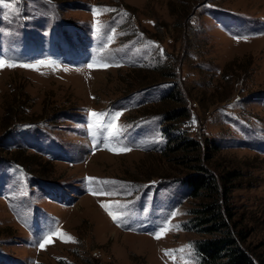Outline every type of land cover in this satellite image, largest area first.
Masks as SVG:
<instances>
[{"label": "rangeland", "instance_id": "rangeland-1", "mask_svg": "<svg viewBox=\"0 0 264 264\" xmlns=\"http://www.w3.org/2000/svg\"><path fill=\"white\" fill-rule=\"evenodd\" d=\"M0 60L17 65L0 67V264H205L192 162L164 148L182 103L200 164L240 173L232 207L264 261V0H4Z\"/></svg>", "mask_w": 264, "mask_h": 264}, {"label": "trees", "instance_id": "trees-1", "mask_svg": "<svg viewBox=\"0 0 264 264\" xmlns=\"http://www.w3.org/2000/svg\"><path fill=\"white\" fill-rule=\"evenodd\" d=\"M180 93L168 92L163 99L179 101ZM182 103V102H181ZM183 104V103H182ZM172 107L164 110L161 124L163 132L173 130L180 132L176 136H168L164 148L165 153L172 151L179 157L170 161L178 162L189 168L185 177L181 179L187 188V195L198 200V207L192 208L193 223L195 227L208 237L199 240L198 254L205 264H264L260 255L246 245L245 233L239 226L236 212L232 207V191L236 187L232 180L239 177L237 171H228L224 175L212 173L200 164L201 149L198 139L192 138L180 129V119L187 115V110L182 107ZM208 149V145H203ZM196 153V157L191 154ZM202 234V235H203Z\"/></svg>", "mask_w": 264, "mask_h": 264}, {"label": "snow or ice", "instance_id": "snow-or-ice-1", "mask_svg": "<svg viewBox=\"0 0 264 264\" xmlns=\"http://www.w3.org/2000/svg\"><path fill=\"white\" fill-rule=\"evenodd\" d=\"M4 3V0H0V5H3ZM99 14V10H94V15H98ZM97 31H99V28L97 29ZM45 62L41 61L39 62L38 64H23V65H19L21 67H27V68H33V69H37L39 68V66H42L44 65ZM17 67L16 64L14 63H6L5 61H2L0 60V67ZM47 66H53L52 65V62H48V65ZM94 65L93 64H89L88 67L91 68L93 67ZM92 117L94 118V120L96 121V123L94 124L95 127H100L101 129H106L107 130V133H108V138L111 139V138H114V137H118L121 132L123 131L122 128H120L118 125H115L113 123V121L115 119H118L120 113H116L115 116H113V120L112 121H107V122H104L103 121V118L104 116L106 115L105 113H91ZM110 150H113V151H117V152H125V151H130V149L128 148H120V149H110ZM90 180L93 179V178H89ZM100 183H109L108 181H101ZM100 194H106V195H111V193H100ZM102 207H104L109 215L112 217V219L114 221H118L120 220V216L112 211V206L109 205V204H103ZM116 207H119V205H116ZM168 230H170V227L168 225H165L161 228V230L156 234L155 238L159 239L162 237L163 234H165ZM62 238H64V234H60ZM71 238L68 237L66 238V242L67 240H70ZM50 241H45V243H48ZM44 245L41 244V247H43ZM180 251H183V249H181ZM165 254L166 255H169V256H174V253L172 250H166L165 251Z\"/></svg>", "mask_w": 264, "mask_h": 264}]
</instances>
